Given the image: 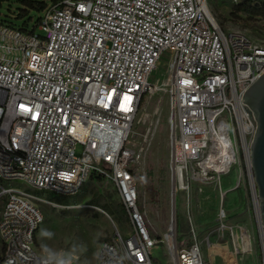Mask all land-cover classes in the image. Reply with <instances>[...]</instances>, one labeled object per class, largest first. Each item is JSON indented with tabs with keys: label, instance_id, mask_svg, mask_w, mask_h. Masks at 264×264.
Returning <instances> with one entry per match:
<instances>
[{
	"label": "built area",
	"instance_id": "1",
	"mask_svg": "<svg viewBox=\"0 0 264 264\" xmlns=\"http://www.w3.org/2000/svg\"><path fill=\"white\" fill-rule=\"evenodd\" d=\"M212 1L48 0L28 29L13 25L16 8L3 2L11 7L0 12V264H82L37 249L40 203L67 207L39 192L75 196L93 175L114 183L132 226L126 234L116 226L93 264H159L161 248L169 264H207L205 245L241 264L254 252L250 231L226 224L224 209L204 241L189 218L191 241L182 243L173 201L163 238L151 236L139 206L136 176L148 141L137 142L135 124L164 85L172 200L185 192L189 202L194 187L221 184L243 161L259 210L250 163L257 123L242 98L264 74V42L224 31ZM162 65L166 82H153ZM15 181L24 187L3 184ZM260 233L264 256L261 226Z\"/></svg>",
	"mask_w": 264,
	"mask_h": 264
},
{
	"label": "rangeland",
	"instance_id": "2",
	"mask_svg": "<svg viewBox=\"0 0 264 264\" xmlns=\"http://www.w3.org/2000/svg\"><path fill=\"white\" fill-rule=\"evenodd\" d=\"M10 1L17 6L16 0ZM244 1L216 0L210 3V9L224 31H241L257 42H264V19L240 10L239 6ZM254 4L264 6L262 0H255ZM7 7L8 3L0 7L3 15L7 13ZM151 80H161V84L166 82L164 65L153 72ZM169 130V96L163 85L162 90L147 99L135 124L137 142L144 141L146 137L148 141V149L136 177L140 192L139 206L147 217L151 236L163 238L167 232L173 216L172 201L182 243L191 241L189 218L196 228L198 239L204 241L208 231L217 227L220 211L224 209L228 216L225 223L244 226L253 238L254 252L246 255L241 264H263L260 223L245 162L242 161L241 168L235 167L225 175L221 184L207 186L203 193L194 187L189 202L185 192H179L172 200ZM240 179L241 185L236 188ZM3 184L24 187L20 181ZM221 190L226 192L224 197ZM39 194L49 199H61L52 194ZM5 200V196L0 198V216ZM40 208L44 213V222L36 233L37 249L53 257H76L82 264L94 263L102 243L112 238L116 226L124 234L132 229L116 186L97 176L90 178L77 195L68 197L67 207L41 202ZM211 240L217 243V233ZM204 256L207 264H226L227 256L220 246L208 249L205 245ZM153 257L159 264H169L164 248L155 250Z\"/></svg>",
	"mask_w": 264,
	"mask_h": 264
},
{
	"label": "water",
	"instance_id": "3",
	"mask_svg": "<svg viewBox=\"0 0 264 264\" xmlns=\"http://www.w3.org/2000/svg\"><path fill=\"white\" fill-rule=\"evenodd\" d=\"M242 101L249 107L257 123L250 147V163L259 199V223L264 240V74L246 90Z\"/></svg>",
	"mask_w": 264,
	"mask_h": 264
},
{
	"label": "trees",
	"instance_id": "4",
	"mask_svg": "<svg viewBox=\"0 0 264 264\" xmlns=\"http://www.w3.org/2000/svg\"><path fill=\"white\" fill-rule=\"evenodd\" d=\"M6 0H0V7L3 6V2ZM255 0H245L240 6V10H244L247 14L261 17L264 19V6L260 4H254ZM48 0H16L15 4L17 5V20L13 21V25H16L20 28L28 29L29 23L31 21L37 22L39 19V13L45 8ZM11 7V5H8ZM93 175L91 178L96 177ZM98 178H102L97 176ZM58 198V197H57ZM58 200L62 204H68V197H59Z\"/></svg>",
	"mask_w": 264,
	"mask_h": 264
},
{
	"label": "clouds",
	"instance_id": "5",
	"mask_svg": "<svg viewBox=\"0 0 264 264\" xmlns=\"http://www.w3.org/2000/svg\"><path fill=\"white\" fill-rule=\"evenodd\" d=\"M45 235H50V233L44 232ZM59 264H67L65 260H60Z\"/></svg>",
	"mask_w": 264,
	"mask_h": 264
},
{
	"label": "bare ground",
	"instance_id": "6",
	"mask_svg": "<svg viewBox=\"0 0 264 264\" xmlns=\"http://www.w3.org/2000/svg\"><path fill=\"white\" fill-rule=\"evenodd\" d=\"M256 209H257V214H258V218H259V210H258V207H257V203H256Z\"/></svg>",
	"mask_w": 264,
	"mask_h": 264
}]
</instances>
